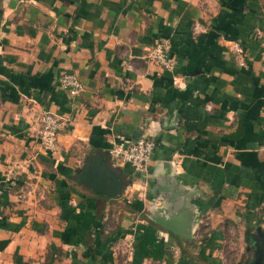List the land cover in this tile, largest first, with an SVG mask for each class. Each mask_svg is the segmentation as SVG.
<instances>
[{
	"label": "crops",
	"instance_id": "1",
	"mask_svg": "<svg viewBox=\"0 0 264 264\" xmlns=\"http://www.w3.org/2000/svg\"><path fill=\"white\" fill-rule=\"evenodd\" d=\"M263 30L264 0H0V264L250 254L248 237L264 239ZM159 39L172 67L146 57ZM66 70L77 95L58 85ZM44 111L62 118L53 151L38 142ZM138 136L155 143L146 166L113 165L107 147ZM99 153L119 195L76 177ZM163 202L196 207L191 238L150 219Z\"/></svg>",
	"mask_w": 264,
	"mask_h": 264
},
{
	"label": "built area",
	"instance_id": "2",
	"mask_svg": "<svg viewBox=\"0 0 264 264\" xmlns=\"http://www.w3.org/2000/svg\"><path fill=\"white\" fill-rule=\"evenodd\" d=\"M261 35V54L264 58V30L257 31ZM233 47L240 51L239 45L234 42ZM146 57L162 67H172L174 56L168 53V43L166 40H157L147 51ZM58 85L74 96L82 91V82L73 71H62L58 77ZM62 125V118L55 113L44 111L40 115V128L38 132V142L45 151H53L56 146V135ZM154 140L151 138L138 136L133 139L120 138L114 141L106 149L113 165L119 166L128 163L135 169L146 166L151 158L154 148Z\"/></svg>",
	"mask_w": 264,
	"mask_h": 264
},
{
	"label": "water",
	"instance_id": "3",
	"mask_svg": "<svg viewBox=\"0 0 264 264\" xmlns=\"http://www.w3.org/2000/svg\"><path fill=\"white\" fill-rule=\"evenodd\" d=\"M79 181L89 186L96 192H101L110 197L119 195L125 185L123 176L115 167H111L103 153L95 154L86 158L80 170L76 173ZM163 202L152 209L148 214L151 220L158 223L166 230L176 235L189 239L192 237V226L196 218V207L191 205L184 213L178 210L179 205ZM180 215H183L182 217ZM249 240L253 244L251 253L244 259L232 264H264V250L258 235H250Z\"/></svg>",
	"mask_w": 264,
	"mask_h": 264
},
{
	"label": "trees",
	"instance_id": "4",
	"mask_svg": "<svg viewBox=\"0 0 264 264\" xmlns=\"http://www.w3.org/2000/svg\"><path fill=\"white\" fill-rule=\"evenodd\" d=\"M150 220V219H149ZM151 221V220H150ZM176 237V236H175ZM187 241V240H186Z\"/></svg>",
	"mask_w": 264,
	"mask_h": 264
}]
</instances>
